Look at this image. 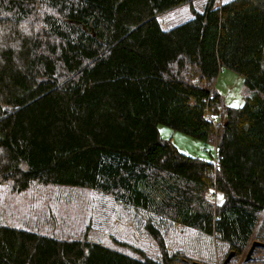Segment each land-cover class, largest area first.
<instances>
[{"label":"trees","instance_id":"1","mask_svg":"<svg viewBox=\"0 0 264 264\" xmlns=\"http://www.w3.org/2000/svg\"><path fill=\"white\" fill-rule=\"evenodd\" d=\"M193 1L0 0V183L93 188L143 211L159 251L0 223V264H210L172 253L165 225L264 264L261 245L244 258L264 242V0H207L163 28ZM222 67L244 77L238 106L215 88ZM158 124L216 157L182 153Z\"/></svg>","mask_w":264,"mask_h":264},{"label":"rangeland","instance_id":"2","mask_svg":"<svg viewBox=\"0 0 264 264\" xmlns=\"http://www.w3.org/2000/svg\"><path fill=\"white\" fill-rule=\"evenodd\" d=\"M207 0H194L191 5L181 4L159 15L164 29L190 19L191 7L202 10ZM226 0H218V4ZM244 77L229 67H222L215 81V88L222 93L224 102L232 106L243 103ZM6 105L0 106V113ZM163 137L176 144L182 153L214 159L216 143L193 137L166 124H158ZM222 200L220 195L217 201ZM143 211H135L129 205L117 202L109 195H103L89 187L44 186L33 184L23 193H10L5 184L0 183V223L38 229L42 233L62 238L87 237L99 240L104 245L118 248L117 239H125L131 244L143 247L149 253H159L155 240L145 232ZM167 248L172 252H184L190 259L207 260L210 264H222L228 248L223 241L209 235L197 233L191 228L165 225ZM263 253H257V255ZM241 256L234 254L228 264H239ZM201 262V261H200ZM177 264H194L175 259Z\"/></svg>","mask_w":264,"mask_h":264},{"label":"water","instance_id":"3","mask_svg":"<svg viewBox=\"0 0 264 264\" xmlns=\"http://www.w3.org/2000/svg\"><path fill=\"white\" fill-rule=\"evenodd\" d=\"M227 120V118H226ZM261 245L262 247H264V242H262L261 240H258V239H253V241L251 242L250 244V248L248 249V252H246V255H245V259H250V257L253 255L255 249H256V246H259ZM235 250H230L229 253H227L226 257L224 258L223 260V263L222 264H228L230 258L235 254Z\"/></svg>","mask_w":264,"mask_h":264},{"label":"built area","instance_id":"4","mask_svg":"<svg viewBox=\"0 0 264 264\" xmlns=\"http://www.w3.org/2000/svg\"><path fill=\"white\" fill-rule=\"evenodd\" d=\"M209 196L211 197V198H214V199H219V197H220V195L218 194V193H216V192H213L212 191V193H209Z\"/></svg>","mask_w":264,"mask_h":264}]
</instances>
